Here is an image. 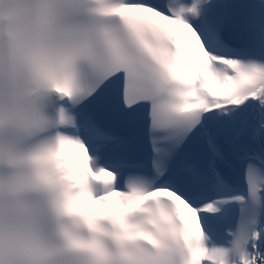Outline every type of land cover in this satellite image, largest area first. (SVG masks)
<instances>
[{"label": "snow or ice", "instance_id": "snow-or-ice-1", "mask_svg": "<svg viewBox=\"0 0 264 264\" xmlns=\"http://www.w3.org/2000/svg\"><path fill=\"white\" fill-rule=\"evenodd\" d=\"M0 264H264V0H0Z\"/></svg>", "mask_w": 264, "mask_h": 264}, {"label": "bare ground", "instance_id": "bare-ground-1", "mask_svg": "<svg viewBox=\"0 0 264 264\" xmlns=\"http://www.w3.org/2000/svg\"><path fill=\"white\" fill-rule=\"evenodd\" d=\"M70 155H74V153H70Z\"/></svg>", "mask_w": 264, "mask_h": 264}]
</instances>
